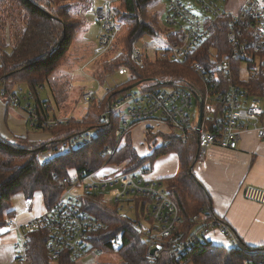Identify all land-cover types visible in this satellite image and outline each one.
Instances as JSON below:
<instances>
[{
	"label": "built area",
	"instance_id": "obj_1",
	"mask_svg": "<svg viewBox=\"0 0 264 264\" xmlns=\"http://www.w3.org/2000/svg\"><path fill=\"white\" fill-rule=\"evenodd\" d=\"M192 1L166 0L164 22L173 30L161 39L166 45L163 52L170 60L182 63L193 57L189 66L198 78L197 84L180 85L177 80L173 84L154 81L153 85L138 90L130 87L112 102L108 101L105 114L116 117L118 123L113 133L114 144H104L100 149V154L108 157L107 160L122 148L129 129L141 122H151L149 132L152 134H156L159 126H164L170 135L182 142H186L190 134H196L195 160L202 159L211 146L237 148L240 132L248 128L264 139V0H244L234 10L228 7L230 0ZM93 11L102 26L95 48V53L99 54L111 46L120 24L115 20L108 1H103L99 7L93 3ZM221 32L224 40L220 37ZM209 39L211 45L202 54L200 47ZM142 57L132 46L131 59L141 64ZM116 85L104 86V92L108 93ZM18 86L10 91L2 89V92L10 105L26 112L33 128L62 123L50 116L51 109L46 102L40 101L37 109L31 89L23 90ZM40 89L41 85L37 90ZM94 94L93 91L84 93L85 101ZM200 105L202 116L197 128ZM95 139V132L83 130L60 140L53 153L68 154L92 144ZM168 143L167 139L163 147ZM34 156L44 165L52 154L39 150ZM113 164L116 168L107 173L101 172L102 165L92 170L72 169L60 177L62 190L52 204L33 220L16 227L19 233L15 244L17 263L26 262L28 233L33 230L46 232L45 247L51 261L65 254L75 263L88 254L104 253L91 241L100 222L83 207L84 198L92 194H101L115 202L121 213L127 204L131 212L138 214L134 226L143 233L147 255H153L151 250L164 240L173 244L177 255H183L195 245L211 244L208 240L211 231L226 238L227 249H241L223 219L208 213L207 208L201 209L199 216L207 218L208 223L180 240L177 231L181 217L166 186L160 181L146 180L144 166L128 169ZM52 178L55 179V175ZM107 189L114 190L107 195ZM242 196L264 204L263 187L246 184ZM4 219L5 227L14 224L12 217L5 216ZM112 245L120 247V240L115 239ZM243 251L257 253L247 248ZM246 264L264 262L249 259Z\"/></svg>",
	"mask_w": 264,
	"mask_h": 264
},
{
	"label": "trees",
	"instance_id": "obj_2",
	"mask_svg": "<svg viewBox=\"0 0 264 264\" xmlns=\"http://www.w3.org/2000/svg\"><path fill=\"white\" fill-rule=\"evenodd\" d=\"M11 1L24 12L22 21L25 28L13 35L14 45L10 50L4 49L0 52V87L10 91L15 86L25 84L32 90L38 109L42 100L39 98L37 88L56 68L58 61L68 49L80 21L79 24L73 21L78 18L71 13V4H62V0ZM152 1L154 0H117L116 4L111 5L115 20L120 24V31L113 42L118 47L117 55L107 66L113 67L109 74L117 68H124L129 72V78L105 93L100 103L93 98L88 105L89 115L82 120L83 122L81 121L80 126L75 127L74 123L69 125L73 127L70 129L72 133L69 134L95 128L96 139L92 144L68 154H58L53 153L54 148L58 146L60 140L67 138L65 136L57 135L50 141L24 140L20 144L12 143L0 136V228L5 224L4 215L12 213L9 210L13 194L20 191L28 198L40 193L45 205L50 206L62 190L61 176L67 174L70 169H87L86 164L95 165L103 161L100 149L104 144H114L113 133L118 123L116 117L103 113L108 101L112 102L127 92L133 84L143 80L170 84L177 80L180 85L197 84L198 78L189 66L193 57L179 63L170 60L168 55L162 52L154 59L143 56L141 64L131 59V44L144 35H153L161 29L157 17L146 13V8ZM84 4L82 2V5ZM167 37L171 38V35ZM220 37L224 40L222 32ZM210 40L200 47L199 52L205 54L211 45ZM51 116L55 117L54 114ZM64 126V124L55 126L53 129L58 132L64 129ZM34 129L47 130L46 127ZM167 139L169 143L166 146L156 149L148 157H140L130 144H125L109 159L120 161L130 158L135 165L133 167L136 168L152 162L165 152L175 150L178 153L179 172L161 181L164 182L169 197L178 207L181 222L177 232L182 240L208 223V219L200 218L199 214L201 209L207 208L209 198L192 171L197 147L196 134H190L186 142H182L176 136H169ZM39 150L51 152L52 156L48 163L43 165L35 158L34 155ZM52 175H55V179ZM83 207L100 222V226L91 236L93 246L101 248L104 253H117L122 259L120 263L98 264H246L249 259L264 262V246L255 249L257 251L255 254H246L243 248L226 249L207 243L195 245L185 254L177 255L173 244L167 240L158 244L159 248L153 255H147L146 244L142 241L143 233L134 226L137 213L133 212L132 216L121 213L118 204L105 200L101 194H92L84 198ZM207 212L210 213L208 208ZM28 236L26 264L73 263L65 254L55 261L48 258L45 231L33 230ZM115 239L120 240L118 248L112 245Z\"/></svg>",
	"mask_w": 264,
	"mask_h": 264
},
{
	"label": "rangeland",
	"instance_id": "obj_3",
	"mask_svg": "<svg viewBox=\"0 0 264 264\" xmlns=\"http://www.w3.org/2000/svg\"><path fill=\"white\" fill-rule=\"evenodd\" d=\"M103 1H108L110 4H116L117 0H62V4H71L70 11L71 13L77 17L75 19V23L80 25L77 26V29L74 33V37L64 53V55L58 61V64L54 71L49 74V77L42 81L41 89L39 90L40 95L39 98H43L48 100L50 104L51 113L54 114L55 119L61 120L62 123L56 126L65 125L64 129L61 131H55L53 127H47L46 131L40 130H33L29 126L25 127L24 125H18L11 120V118H6L7 126L5 125V129L10 130H17V131H28L29 133H37L44 135L42 132H49L52 134V138L60 135V137H70L69 133L70 129L72 130L73 127L69 126L70 124L74 123L75 127H78L83 122V119L88 117V105L90 101L95 98L97 103L101 102L103 95L105 94L104 88L108 85L119 84L125 82L129 78V72H127L124 68L120 67L114 70L111 74L113 67L108 68V64L114 61V57L117 55V46L116 43L113 44L114 39L106 50L103 52L96 54L95 48L98 42V32L99 30L102 31L101 23L97 20L95 13L93 11V3L99 7ZM156 1V0H154ZM192 3V0H188ZM232 1V0H231ZM234 5L239 0H233ZM232 1V3H233ZM82 2L85 4L82 5ZM154 2L146 8V13L149 12L150 15H155L158 19L161 29L153 35H144L137 41L131 44L134 46L135 50L139 51L142 56L148 57L149 59H154L158 57L162 52L163 49L166 47L165 43L161 39L164 37L168 32H171L173 29L166 25L164 22L165 11H161L159 8L154 6ZM159 7L166 6V0H160L157 2ZM54 6V4H51ZM231 10L234 8L229 6ZM9 8H12L9 10ZM16 8V9H15ZM19 6L16 3H13L11 0H0V52L4 49L10 50V48L14 45V34L17 31H21L25 28V23L22 21V16L24 14L23 11L20 10ZM21 12V14L19 13ZM19 13V14H18ZM18 14V15H17ZM118 30L116 34L119 32ZM115 34V36H116ZM115 38V37H114ZM168 39H171L170 37ZM119 46V44H118ZM113 59V60H112ZM154 81L152 80H143L132 86L131 88L134 90L141 89L146 86L153 85ZM23 90L26 89L27 86L25 84L20 85ZM105 86V87H104ZM1 88V87H0ZM1 91V89H0ZM93 91L95 92L94 95L91 96L90 99L85 101L84 93ZM1 94V93H0ZM41 96V97H40ZM1 98V95H0ZM41 100V99H40ZM3 103L2 101H0ZM108 108V106H107ZM107 108L103 111L106 113ZM197 111V108H195ZM50 113V115H51ZM106 115V114H105ZM3 120V116H2ZM82 121V122H81ZM140 123L134 125L135 127L129 129L131 130V135L133 139V144L131 138L128 137V134L125 136V144H130L134 149L138 152H142L144 148L139 146V131ZM63 127V126H62ZM4 129V126H3ZM4 129V130H5ZM93 133L95 132V128L90 129ZM68 131V132H67ZM128 131V132H129ZM6 132V131H5ZM56 132V134H55ZM69 135V136H68ZM5 140L10 138L9 134L7 136H3ZM30 141L28 137L18 136V137H11L10 142L12 143H19L22 141ZM169 140V139H168ZM40 141V140H38ZM138 141V142H137ZM35 142V141H33ZM108 142V141H107ZM113 145V144H112ZM134 145V146H133ZM122 146V147H123ZM102 158V157H101ZM104 158V159H103ZM103 161L99 162V164L95 163L86 164L87 169H97L101 167L102 173H107L108 170H114L116 165L121 164L123 168H134V163L130 158H126L123 160H115L112 158L106 160L105 156H103ZM110 161L112 163H110ZM133 163V164H132ZM170 162H168V165ZM155 166V164H154ZM111 172V171H109ZM116 189V188H115ZM114 189L110 191L107 189V195L113 192ZM105 199V198H104ZM108 200V199H105ZM110 201V200H109ZM40 207V208H38ZM10 208L14 210V214H16L17 218L22 221H30L36 216V212L42 209V203L40 200V195L35 193L32 196V204L28 209L26 204V198L24 197L22 192H17L11 196V204ZM125 214L131 215L133 212L129 210L127 204L124 205L122 210ZM121 257L117 253H103L102 255H92V256H84L79 259V263L77 264H97L99 263H120ZM75 264V263H72Z\"/></svg>",
	"mask_w": 264,
	"mask_h": 264
},
{
	"label": "crops",
	"instance_id": "obj_4",
	"mask_svg": "<svg viewBox=\"0 0 264 264\" xmlns=\"http://www.w3.org/2000/svg\"><path fill=\"white\" fill-rule=\"evenodd\" d=\"M158 1L160 0L153 1L155 3L154 6L156 5L157 8H161L160 10L164 11L166 6L159 7L157 4ZM232 1H229V6L236 9L244 0H239L236 5H234V1L233 3ZM27 88L28 87H26V89ZM0 89V101L3 102H0L1 137H5L9 134L10 138L7 139L8 141H10L11 137L18 136L28 137L31 139L30 141L35 142L38 140H52V134L49 132H42L44 135H41L37 133L31 134L25 130L17 131L8 128L5 129V125L7 126L6 118H11L10 121L18 125H24L25 127L29 126L31 129L36 130L30 125L26 112L20 107L10 105L2 92V87ZM40 99L46 102L50 107L47 99L45 100L44 97ZM52 114L53 113H51V115ZM150 124L151 122H141L138 125L140 126L138 144L144 148L142 152L136 150L140 157L150 156L156 149L163 147V142L167 141V137L173 136L167 132L164 126H159L158 130H156V134L150 133ZM127 134L128 137L131 138L133 144L131 130ZM168 162H170L169 165ZM143 166L146 169L144 172V178L146 180H156L164 184V182L161 181L162 179L174 176L179 172L180 160L178 153L175 150H171L160 154L152 162H147ZM69 171H72V169ZM192 171L207 193L209 198L207 208L209 212L223 219L227 228L232 232L236 243L241 248H247L249 250H255L261 246L263 247L264 204L244 198L242 196V188L246 184L264 188V139L258 138L252 129H245L240 132L237 148L223 149L217 146H211L202 159H194ZM38 194L40 195L42 209L35 213L36 216L34 218L39 216L46 207L42 195L40 193ZM26 204L29 209L32 204V197L26 198ZM9 211L12 213L4 215V218L5 216L12 217L14 224L10 227H1V229L6 230L0 231V264H19L15 260V244L19 238L16 227L29 221L21 222L16 214H14V210L10 208ZM208 240L211 241V244L214 246H222L226 249L228 247L226 238L217 231H211L208 235ZM89 255L92 256L94 254H88L86 256ZM77 262L79 263L77 260L75 264H77ZM24 264H26V262Z\"/></svg>",
	"mask_w": 264,
	"mask_h": 264
},
{
	"label": "water",
	"instance_id": "obj_5",
	"mask_svg": "<svg viewBox=\"0 0 264 264\" xmlns=\"http://www.w3.org/2000/svg\"><path fill=\"white\" fill-rule=\"evenodd\" d=\"M138 83V82H137ZM136 83V84H137ZM135 84H133L132 86H134ZM131 86V87H132ZM199 103L201 104V98H199ZM201 116H202V112H201V105H200V108H199V113H198V118H197V128H199L200 127V123H201ZM159 248V246H156V247H154L152 250H151V254H153L155 251H156V249H158Z\"/></svg>",
	"mask_w": 264,
	"mask_h": 264
},
{
	"label": "snow or ice",
	"instance_id": "obj_6",
	"mask_svg": "<svg viewBox=\"0 0 264 264\" xmlns=\"http://www.w3.org/2000/svg\"><path fill=\"white\" fill-rule=\"evenodd\" d=\"M6 229H0V231H5Z\"/></svg>",
	"mask_w": 264,
	"mask_h": 264
}]
</instances>
